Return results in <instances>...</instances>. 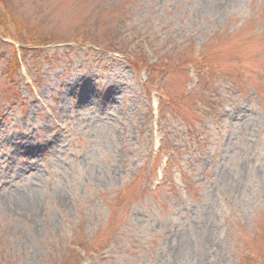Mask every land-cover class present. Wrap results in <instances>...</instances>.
Segmentation results:
<instances>
[{
    "label": "rangeland",
    "instance_id": "1",
    "mask_svg": "<svg viewBox=\"0 0 264 264\" xmlns=\"http://www.w3.org/2000/svg\"><path fill=\"white\" fill-rule=\"evenodd\" d=\"M0 34V264H264V0H0Z\"/></svg>",
    "mask_w": 264,
    "mask_h": 264
},
{
    "label": "trees",
    "instance_id": "2",
    "mask_svg": "<svg viewBox=\"0 0 264 264\" xmlns=\"http://www.w3.org/2000/svg\"><path fill=\"white\" fill-rule=\"evenodd\" d=\"M134 66L136 67L137 65L134 63ZM65 252H66V256H67L69 253V250H66Z\"/></svg>",
    "mask_w": 264,
    "mask_h": 264
}]
</instances>
